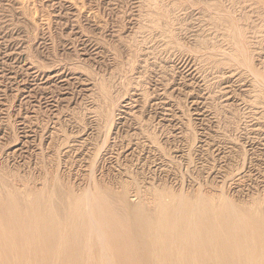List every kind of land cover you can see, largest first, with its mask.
Masks as SVG:
<instances>
[{"label":"bare ground","instance_id":"bare-ground-1","mask_svg":"<svg viewBox=\"0 0 264 264\" xmlns=\"http://www.w3.org/2000/svg\"><path fill=\"white\" fill-rule=\"evenodd\" d=\"M14 1L24 4L27 0ZM63 2L75 17L87 13H83V9L73 0ZM150 5L158 10L144 13L148 29L158 34L170 48L185 50L177 41L183 32L174 15L176 10H164L162 5L157 7L153 0ZM206 16L214 30H225V34L220 35L229 39L233 45L223 51L230 63L228 65L242 69L236 72L233 68H227L228 72H235L224 75L223 83L227 91L222 86L221 88L231 94L234 91V83H239L237 90L248 97L247 103L255 110L254 115L264 120V71L257 67L259 64L264 68V57H258L257 53L249 49L242 20L240 22L230 14L207 13ZM262 16L264 18V10ZM87 17L90 18L89 15ZM79 35L81 38L84 36ZM203 36L197 35L196 39L194 38V46L199 49L211 42L206 38L207 35L205 38ZM199 57L196 54L191 60L185 61L187 73L189 72L187 76L192 77L197 70L194 60L199 65ZM255 58H258V64H255ZM28 60L27 69L39 73L45 83L48 84L51 78H57L62 87L60 88L66 91L70 82L82 78L84 82L80 81L79 86L83 91L81 94L86 98L95 97L103 101H100L102 105L98 104L96 108H92L94 115L91 114L93 118L88 120L89 123L77 128L82 132L80 136L69 138L58 129L54 131L57 135H50L38 179H25L18 173L5 169L0 162V264H264V197L254 190L251 195H246L251 179L248 170L244 168L251 158L249 159L241 145L234 144L226 152V156L222 154L229 168L223 170L220 166L218 169L219 166L215 167V162L211 163L214 159L211 160L212 155L210 157L206 147L202 149L209 140L207 133L203 134L199 147L202 149L201 156L206 157L205 162L199 168H192V161L187 153L197 151L195 142L199 140L192 136L193 143L188 145V151L183 154L175 151V157L183 159L189 172L194 171V174H189L188 180L190 186H194L193 191L169 189L165 182L163 184L161 181L156 184L159 178L143 175L145 163L153 160L151 158L155 155L169 157L167 151L160 146L150 124L141 123L132 112L121 121H114L115 107L123 96L131 91L134 97L132 102L138 103L137 110L141 108L142 111L154 113L161 121L172 122L179 116L174 109L177 103L171 100L168 91L157 89L154 95L149 96L142 82L128 81L129 85L125 81L127 86L121 87L119 96L115 94L113 99L110 80L99 81L97 78L99 82L95 83L92 72L85 71L84 74V70L79 72L76 66L69 63L63 68L57 66L45 70L39 63ZM63 69L66 74L59 73V70ZM234 75L236 79L232 80ZM179 87H172L170 92L176 93ZM189 91H185V97L191 99L190 103L196 105V109L201 111L198 113L202 115L206 112L205 107L210 106L207 98H204L206 95L195 96ZM229 96L232 98L234 95ZM128 105L134 107L132 103ZM129 121L137 127L130 128ZM130 131L132 132L128 134ZM119 132H125L129 138L122 141L118 147L115 138ZM63 133L66 136H63ZM97 137H101L99 146L92 142ZM187 140H191V137ZM96 146L98 148H95ZM61 154L64 155L63 159H60ZM166 162L167 165L161 164L162 171L164 174L170 171L174 175L173 170L178 164L172 159H167ZM254 162L257 164V159ZM258 167H261L259 176L264 179V161ZM217 178L218 183L221 182L220 186L214 185ZM177 183L181 188V182L178 180Z\"/></svg>","mask_w":264,"mask_h":264},{"label":"rangeland","instance_id":"rangeland-1","mask_svg":"<svg viewBox=\"0 0 264 264\" xmlns=\"http://www.w3.org/2000/svg\"><path fill=\"white\" fill-rule=\"evenodd\" d=\"M63 1L65 0H27L24 4H18L14 3L17 2L14 0L11 2L0 0V116L2 115L0 117V162L5 169L12 170L25 179H38V172L42 161H44L43 157L47 153L50 135H57L54 131L58 129L67 135L63 133V136L69 138L80 136L82 132L77 128L87 125L93 118L92 115L94 114L91 112L93 107L96 108L98 104L102 105L100 101L103 100L95 97L93 99L86 98L84 94H81L83 91L79 89V86L80 81L81 83L84 82L82 78L70 82L68 90L65 91L61 89L57 78H51V83L47 84L39 73L36 74V72L27 69L28 59L39 63L45 70L57 66L63 68L69 63L76 66V70L79 72L84 70V74L85 71L86 73L92 72L95 83H98L100 79L110 80L113 99L119 96L122 91L121 87H126L125 84L129 83L128 81H133V83L138 81L142 82L143 87H146L149 96L154 95L157 89L163 88L170 93L171 100L173 99L172 101L177 103H175L177 107L174 106V109L179 117L172 122L161 121L154 113L142 111L141 108L137 110L139 108L138 103L132 102L134 97L131 91L123 96L115 107L114 121L119 122L128 117V114L133 113L132 115L141 123L150 124L149 126L153 129L160 146L169 155L165 158L155 155V158H151L153 160L145 163V173L143 174L145 177L154 175L155 178H159L156 184L160 181L163 184L165 182L169 189L193 191L194 186H190L188 180H190L189 174H194V171L189 172L190 170L186 167L183 159L177 158L179 156L175 157V151H179L180 154L186 153L188 145L193 143L192 136L196 137V140L199 138L197 143L195 142V146L198 147L197 151L187 153L191 158L192 168H199L206 158L201 156L199 141L201 136L207 133L208 144L202 149L206 147L205 150L208 151L210 157L212 155L211 160L214 159L211 163L215 162L214 165L215 167L219 166L218 169L220 166L223 170L229 168V164L224 162L226 159L222 156H226V152L232 145L239 144L243 147L246 155H249V159L251 158L244 168L248 170L247 173L252 183L249 185L250 189L246 190V195L258 191L264 197V179L259 176L261 167H258L264 161V157L261 156L264 155V120H261L258 115H254L255 110L250 108L247 103L248 97L245 93L241 94L237 90L236 87L239 83H234V91L231 93L234 96L232 98L229 96L231 94L226 92L227 89L224 88L225 83H223L224 75H231L242 69L228 65L230 63H228V58L224 56L223 51H227L233 45L229 39L220 35L225 34V30H214L206 16L207 13L230 14L239 19L240 22L242 20L241 24L245 35L248 37L249 49L257 53L258 57H264V18L262 16L264 0H153V4L157 7L162 5L164 10H176L174 15L177 17V23L182 27L181 32L184 33L185 31L184 34L179 35L177 40L185 49L183 51L165 45L158 34L148 29L143 16L144 13L150 10H158L150 5L152 0H73L83 9V13L87 12L85 13L87 15L80 14L77 17L73 15ZM88 15L90 18L87 17ZM79 34L84 36L81 38ZM197 35H204V38L207 35L206 38L211 42L203 49H199L194 46ZM136 51L139 55L137 58ZM196 54L200 56V60L206 62L203 63L199 60L201 65H198L197 61L194 60L197 70L192 77L187 76L189 72L187 73L186 60H191L192 56ZM257 59H254L255 64H258ZM257 67L264 71L261 65L258 64ZM227 68H233L235 71L228 72ZM59 71V73L66 74L65 69ZM132 78L134 79L132 80ZM233 79H236V75L232 76ZM172 87L175 89L179 87V90L176 93L170 92ZM187 90H192L193 92H189L194 93L195 96L206 95L204 98H207V103L211 107H205L206 112L202 115L199 114L201 111L199 112L196 105L190 103L191 99L185 97ZM115 94L117 95L114 97ZM127 102L134 104V107L129 106ZM123 104L124 106H122ZM66 120L71 121L65 122ZM129 124L130 128L137 127L131 125L130 121ZM101 125L104 126V123ZM128 134L125 132L117 134L115 141L118 142V147L122 141L124 142L129 138ZM188 137H191V140H187ZM94 139L96 141L92 140V142L99 146L98 141L100 143L101 137ZM97 146L95 148H98ZM63 156L61 154L60 159H63ZM167 159H172L178 164L173 170L174 175L170 171H167L168 174H164L161 169V164L167 165ZM255 159H257V164L254 162ZM178 180L182 184L181 188L178 186ZM218 181L219 179L213 184L220 186L221 182L218 183Z\"/></svg>","mask_w":264,"mask_h":264}]
</instances>
